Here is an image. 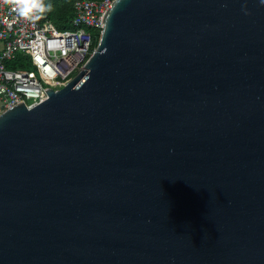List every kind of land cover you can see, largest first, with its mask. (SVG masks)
<instances>
[{"label": "water", "instance_id": "water-1", "mask_svg": "<svg viewBox=\"0 0 264 264\" xmlns=\"http://www.w3.org/2000/svg\"><path fill=\"white\" fill-rule=\"evenodd\" d=\"M44 90L0 114V264H264V0H113Z\"/></svg>", "mask_w": 264, "mask_h": 264}, {"label": "built area", "instance_id": "built-area-1", "mask_svg": "<svg viewBox=\"0 0 264 264\" xmlns=\"http://www.w3.org/2000/svg\"><path fill=\"white\" fill-rule=\"evenodd\" d=\"M71 1L72 28L61 29L50 18L47 0L35 20L20 17L0 0V114L21 102L28 108L42 102L44 88L64 86L92 55L113 0ZM16 53L29 57L32 69L8 68Z\"/></svg>", "mask_w": 264, "mask_h": 264}, {"label": "trees", "instance_id": "trees-1", "mask_svg": "<svg viewBox=\"0 0 264 264\" xmlns=\"http://www.w3.org/2000/svg\"><path fill=\"white\" fill-rule=\"evenodd\" d=\"M49 15L53 23L61 29H71L72 1L71 0H47ZM96 43V42H95ZM6 66L11 69L26 68L32 69L29 57L16 53L14 59L6 62Z\"/></svg>", "mask_w": 264, "mask_h": 264}, {"label": "clouds", "instance_id": "clouds-1", "mask_svg": "<svg viewBox=\"0 0 264 264\" xmlns=\"http://www.w3.org/2000/svg\"><path fill=\"white\" fill-rule=\"evenodd\" d=\"M3 2L5 4H11L13 11L17 12L20 17L26 19H38L39 17L35 13H42L46 10L43 0H3ZM47 7L50 9L51 5Z\"/></svg>", "mask_w": 264, "mask_h": 264}, {"label": "crops", "instance_id": "crops-1", "mask_svg": "<svg viewBox=\"0 0 264 264\" xmlns=\"http://www.w3.org/2000/svg\"><path fill=\"white\" fill-rule=\"evenodd\" d=\"M72 15H73V7H72Z\"/></svg>", "mask_w": 264, "mask_h": 264}, {"label": "rangeland", "instance_id": "rangeland-1", "mask_svg": "<svg viewBox=\"0 0 264 264\" xmlns=\"http://www.w3.org/2000/svg\"><path fill=\"white\" fill-rule=\"evenodd\" d=\"M74 74H75V73H74ZM74 74H73V75H74Z\"/></svg>", "mask_w": 264, "mask_h": 264}]
</instances>
